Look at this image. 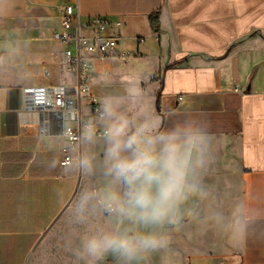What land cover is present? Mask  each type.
Masks as SVG:
<instances>
[{
    "label": "crops",
    "instance_id": "obj_1",
    "mask_svg": "<svg viewBox=\"0 0 264 264\" xmlns=\"http://www.w3.org/2000/svg\"><path fill=\"white\" fill-rule=\"evenodd\" d=\"M65 3L78 8L81 25L104 17L105 34L119 38L121 56L86 57L102 111L111 103V119L127 117L130 131L184 127L209 142L208 195L186 205L198 221L182 218L149 264L163 255L169 264H264V0H0V264H73L62 246L72 202L105 179L104 136L87 133L63 168L60 115L24 102L26 87L77 81L51 36ZM82 109L105 130L110 120ZM238 203L252 217L243 240L230 227ZM212 211L221 226L205 222Z\"/></svg>",
    "mask_w": 264,
    "mask_h": 264
},
{
    "label": "clouds",
    "instance_id": "obj_2",
    "mask_svg": "<svg viewBox=\"0 0 264 264\" xmlns=\"http://www.w3.org/2000/svg\"><path fill=\"white\" fill-rule=\"evenodd\" d=\"M114 116L111 103L104 106V182L82 189L72 202L63 248L73 264H149L165 250L167 234L188 217L198 221L199 212L186 205L208 193L202 177L209 163L208 139L198 130L178 127L163 135L144 125L130 131L131 122ZM81 166L91 172L92 157ZM252 217L242 203L231 213L232 235L243 240ZM221 226L224 217L212 211L205 222ZM162 264H169L166 255Z\"/></svg>",
    "mask_w": 264,
    "mask_h": 264
},
{
    "label": "built area",
    "instance_id": "obj_3",
    "mask_svg": "<svg viewBox=\"0 0 264 264\" xmlns=\"http://www.w3.org/2000/svg\"><path fill=\"white\" fill-rule=\"evenodd\" d=\"M58 12L60 25L51 36L65 46V62L76 73L77 81L71 87H26L23 97L28 110L42 116L48 113L60 115L65 146L61 149L63 157L59 164L65 168L74 160L71 152L78 151V145L87 133L104 136V130L86 120L82 109L83 105H87L90 116L98 119L103 112L90 88L86 57L121 56L122 53L118 49L119 38L105 34L109 22L104 17L91 18L87 27L94 29V32L90 35L84 33L87 27L81 25L77 7L65 3L58 7Z\"/></svg>",
    "mask_w": 264,
    "mask_h": 264
},
{
    "label": "trees",
    "instance_id": "obj_4",
    "mask_svg": "<svg viewBox=\"0 0 264 264\" xmlns=\"http://www.w3.org/2000/svg\"><path fill=\"white\" fill-rule=\"evenodd\" d=\"M152 25L154 26V27H156L157 25H156V18H152Z\"/></svg>",
    "mask_w": 264,
    "mask_h": 264
}]
</instances>
